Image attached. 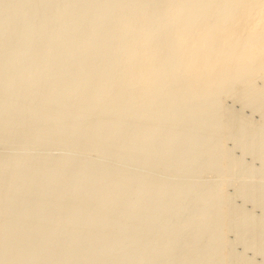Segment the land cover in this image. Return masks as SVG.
<instances>
[{
  "label": "rangeland",
  "instance_id": "1",
  "mask_svg": "<svg viewBox=\"0 0 264 264\" xmlns=\"http://www.w3.org/2000/svg\"><path fill=\"white\" fill-rule=\"evenodd\" d=\"M67 1L68 0H0V4H1V6H0V22H1L0 23V41L1 40L3 41V42L2 41L0 42L1 43L0 44V47H1L0 48V54H1L0 55V74L3 72L2 76L0 75V81L2 80V82H0V85H1L0 86V98H1L0 100L2 101V102L0 101V103H1L0 104V109H1L0 110V115H1L0 116V195H1L0 196V216H1L0 217V264H55V263L56 264H72V263L73 264H230V263L231 264H264V243H263L264 242V179H263L264 178V148H263V146H264V131H263L264 130V126H263L264 125V80H263L264 74H262L263 71H262V73L259 70H258V72L255 71V73L257 72L256 74L255 73L253 74V76H255V77L253 78V76L251 75V77L253 79L249 76V79H252V81L250 83L247 81L248 83L246 82V86H248L250 84V87L245 86V82L243 83V81H246V80L244 79V77L243 78L241 77L240 78L241 81L238 79V81H240L239 84L237 83V80L234 81V82H236L235 83L236 85L234 84L233 88H231L232 84H233V82H232L230 84L229 83L224 84L225 89L223 88V86H222V88L220 87V89L216 88L215 90L218 93H215L213 91L214 89L213 90L211 89V91L208 90L209 91L208 95L211 96L213 94V97L208 98V100L206 98V97H209V96H207V91H205V93L203 92L204 93L203 95L206 94V97L203 96L204 97L203 98V97H201V95L195 97V96H193V94H190L188 92V90H190L191 88H189V86H190V84H188L189 80L186 79L187 82H185V78H187V76L185 74H184V76H185L184 80L182 79L183 78L182 74L184 73V70L182 71L181 69H183V68L180 69L179 67H181V66L176 65L179 63H176L177 62L176 61L177 56H175L176 55L175 52L172 51L174 55L172 54V52H170L171 50H173V48H172L173 42H171L173 39V36H171V32H172L171 30L173 27L172 26L170 27V25H169L170 28H168L166 30L168 25H165L166 22H164L165 20H163V19H166V17H164V15H163V11H164L163 9H165V7L167 8L166 0H161V1L160 0L159 1L158 0H154V1H152V0H133V2L135 4H136V2H137V4L140 2H141V4L146 3L147 5L142 4V7L143 8L145 7L144 9L141 6L139 7V5H137L138 7L135 5L136 6L135 7V6H133V3L130 4L131 3L130 1H132V0H130L129 2H128V0H125V1H127L126 2L127 5H125V1H124V5L122 4L123 2H121V1H123V0H102V1L101 0H73L74 2L72 0L71 1L69 0L68 1L69 3H67L68 5L65 4ZM10 2H11V4H10ZM159 2L161 4H159ZM120 3L123 5V7H125V6L126 7L125 8H123L122 6L117 7L116 5H119ZM113 6H116V8L114 9ZM148 6H149V11H147ZM66 7H68V9ZM104 8H105V10H104ZM117 8H118V10L128 9L126 11H129V10L133 11L136 9L137 12L135 11V13L138 15L142 14L144 12L149 13L151 18L145 24H143L141 26V28L143 27V29H147L148 27L150 28L151 25H152V27L154 26L156 32L154 31L155 33L154 32L152 33L153 34L152 39L154 41L156 40V43H159L160 47H163V46H161L162 45L161 43H164L163 45L165 47H167V48L157 47V50L159 49L157 51L158 52L157 53L158 59L159 60L163 59V57L165 59H167V60L163 59L164 61L160 60L161 62H158V64H161V65L163 64L162 65L163 68H164L165 64L167 65V66H165L167 68H165L166 70L164 71V72H167V73H165L167 75L165 76V74L163 73L160 75L162 78L158 77L159 79L157 78L158 80H155V82L159 83L161 85V87H159L160 85L157 84L158 88L154 89L155 91L152 90L153 92H151L149 89H147V90H149L148 92L146 90L142 91L139 87L138 88L140 90L138 88H135V87H134L135 88L134 89L133 86H127L128 84L125 83L126 79H128L127 77H129V74H128L129 72L126 70V68H127L126 65L128 63H127V61H125L126 60L125 58H127V54L125 52L119 53L117 51V47H114L115 45H117L118 42L121 41V38H122L121 36L117 35L114 31L116 29V27H114V26H116V24L118 23V22L115 23L116 19L122 18V16L120 14L118 15V13H116L117 11H115V10H117ZM141 8L143 9V12H142ZM61 10H63V11L60 13ZM80 10H82V11H80ZM156 10H158V12H156ZM98 11H100V12H98ZM106 11H108V12H106ZM124 11L122 13H124ZM126 11H125V14H126ZM65 12H69V13H65ZM80 12H81V14H80ZM120 12L121 11H119V13ZM9 13H11V14H9ZM76 13H77V15H75ZM161 14L164 18L161 16ZM51 17H53V18H51ZM59 17H60L61 22L58 19ZM23 18H24V20H23ZM66 18H67V20H66ZM7 19H9V21ZM35 19H37V20L35 21ZM159 20H160V23H162V20H163V23L160 24L158 22ZM51 21L52 22L54 21V22L52 23ZM57 21H59V22H57ZM71 21H72V23H70ZM75 21H77L79 24ZM81 21H82V23H81ZM108 21H109V23H108ZM36 22H37V24H36ZM153 22H155V23H153ZM91 23L95 27H93L91 25ZM17 24H19V25H17ZM38 24H39V26H38ZM162 25H165L166 27L162 26ZM69 26H71V27L69 28ZM85 26H87V27H85ZM111 27L113 29L114 28L115 29L113 30V29H111ZM18 28H19V30H18ZM55 28H56V30H55ZM52 29H54V30L52 31ZM162 29H165L164 30L165 32ZM112 30H113L114 34H116V35H111V33H113ZM68 31H70V32H68ZM76 31H78V32H76ZM83 31H84V33H83ZM166 31L168 34L166 33ZM73 32H75V33H73ZM156 33H157V35L159 34L158 37H157ZM160 33H161V35H160ZM1 34L3 36H1ZM28 34H30V35H28ZM36 34H37V36H36ZM55 34H56V36H55ZM63 34H65L66 37ZM162 34L163 35L166 34V35H164V37H163ZM91 35H92V37H91ZM108 35H109V37H108ZM154 35H155V37H154ZM77 36H80V37H77ZM82 36H84V37H82ZM168 36H170V37H168ZM54 37L56 38V41H55ZM99 37H100V39H98ZM15 38H17V40H14ZM69 38H71L70 41H69ZM22 39H24V40H22ZM168 39H169V42H168ZM12 40H14V41H12ZM47 40H49V41H47ZM99 40H102V41H99ZM54 41L58 43V46H57V43L55 44ZM59 41H61V42H59ZM35 42H36V44H35ZM4 43H6V45ZM93 43H95V44H93ZM7 44H9V45H7ZM73 44H75V45H73ZM97 44H99V45H97ZM159 44L157 46H159ZM76 45H78V46H76ZM91 45H92V47H91ZM104 46H106V47H104ZM16 47H18V48H16ZM66 48H67V50H66ZM75 48H77V49H75ZM101 49H103V51ZM58 50H60L61 52ZM93 50L95 53H93ZM110 50H111V52H110ZM168 50H169V52L167 53ZM13 51H16L18 56H17L16 52H13ZM51 51H53L56 55ZM46 52H48V53H46ZM72 52H75V53H72ZM81 52L83 54H81ZM85 52L87 55H85ZM159 52L160 53L162 52V54L164 53L163 55L166 54L167 56H169L168 54L170 53L171 56H169V59H168V58H166L167 57L166 55H165L166 56L165 57L162 54H160ZM13 53L16 55H13ZM21 53H23V54H21ZM41 53H42V55H41ZM51 53H53V54H51ZM58 53H60V54H58ZM115 53H119V54H115ZM33 54H35V55H33ZM74 54H75V56H74ZM113 54H115V55H113ZM121 54H122V56H120ZM54 55H55V57H54ZM103 55H105V56H103ZM12 56L13 57L15 56L16 58L15 57L13 58ZM31 57H32V59H30ZM73 57H75V58L73 59ZM119 57H121V58H119ZM61 58L64 60L62 61ZM70 58H71V61H70ZM76 58L78 60H76ZM97 58H98V60H96ZM174 58H176V59H174ZM53 59H55L56 62ZM103 59L105 60V63H103L104 62ZM14 60L16 63L14 62ZM19 60H20V62H19ZM38 60H40V61H38ZM47 60H48V62L45 63V61H47ZM50 60H51V62H50ZM122 60H124L126 64L123 63L124 61H122ZM34 61H36V62H34ZM77 61H79L78 64H77ZM82 61L84 62V64ZM90 61L92 62L91 64H90ZM94 61H95V63H94ZM97 61L99 63V67L97 65L98 63H96ZM165 61H169V62L167 63ZM62 62H64V63H62ZM33 63H34V65H33ZM35 63H37L36 67H34ZM9 64H11V65H9ZM88 64H90V66H91L90 68H89ZM93 64H94L95 68H97V69H95V68L92 69ZM109 64H110V66H109ZM124 64H125V69H122V68H124L123 67ZM7 65L9 66V68ZM17 65L19 68L17 67ZM29 65H31V67ZM32 65L34 68L32 67ZM87 65H88V67H87ZM77 66H78V68H77ZM15 67H16V69H15ZM68 67H69V71L67 70ZM174 67H175V69H174ZM39 68H41L40 69V70H42L41 72H40V70H38ZM61 68H62V70H61ZM76 68L78 70H76ZM178 68L181 70V72H180V70H178ZM27 70H29V71H27ZM50 70H52V71H50ZM81 70H83V71H81ZM124 70H126L128 73H126ZM16 71H17V74L15 73ZM75 71L78 72L79 74L76 73ZM120 71H122V72H120ZM58 72H60V74ZM102 72H103V74H102ZM124 72L126 75L123 74ZM43 73H44V75H42ZM53 73H55L56 76L59 74L58 75L59 77L57 76V78H56L55 74H53ZM20 74H21V76H20ZM51 74L54 77L49 76ZM75 74H77V76ZM92 74H94V77ZM95 74H97V75L99 74V75L96 76ZM174 74H175V76H174ZM6 75L11 76V77H7ZM27 76H29V77H27ZM64 76H66V77H64ZM100 76L103 79L99 78ZM123 76H124V78H123ZM163 76H165V78H167V80ZM43 77H44V79H43ZM47 77H48V79H49V77L51 79L48 80ZM83 77H84V79H83ZM86 77H87V79L88 78H90V79L87 80ZM176 77H178V78H176ZM111 78H113V80ZM245 78L247 79L248 77L245 76ZM99 79H100V81H99ZM161 79H163V80H161ZM178 79H179V81H181V80H183V81L179 82V81H177ZM242 79H243V81H242ZM32 80H33V82H32ZM34 80L36 81V83H34L35 82ZM79 80H81V81H79ZM114 80H117V82L115 81V83H114L113 82ZM120 80L121 81L123 80V81L121 83H119ZM51 81H53L52 82L53 85H52ZM69 81H70V83H68ZM72 81H73V83H72ZM89 81L92 83H88ZM103 81H105V82H103ZM158 81H160V82L162 81V84ZM54 82H56V83L58 82V83L56 84ZM76 82H78V83H76ZM101 82L103 83V85ZM173 82H175V83H173ZM84 83H86V84H84ZM113 83H114V85H113ZM185 83H186V85H185ZM12 84H13V86H12ZM60 84H61V87L63 86L62 88L60 87ZM63 84H66V85H63ZM69 84H70V86H69ZM72 84H74V86ZM77 84L79 85V88H82V87L83 88L79 89L77 87L78 86ZM96 84H98V85L100 84V86L98 87ZM109 84H111V85L109 86ZM163 84H164V86H162ZM169 84L172 86V88ZM228 84H229V86H228ZM242 84H244V85H242ZM251 84L253 86H251ZM25 86H26V88H25ZM33 86H35V87L33 88ZM40 86H41V88H40ZM47 86H48V88L49 87H51V88L48 89ZM93 86H95V87H93ZM113 86L114 87L117 86L116 88L118 90L116 88H114ZM186 86H188V90L186 89L187 88ZM237 86H239V87H237ZM5 87L6 88L8 87L10 90L7 88V90H8L7 91ZM21 87H24V89ZM74 87H76L77 89ZM92 87H93V89H92ZM100 87L102 88L103 91L101 90ZM128 87L131 89H129ZM162 87H164V88H162ZM226 87H228V89H226ZM252 87H253V89H252ZM86 88L87 89L90 88L91 91L87 90ZM29 89H30V91H27ZM40 89H44V90H42L43 92H41ZM56 89H58V91ZM96 89L99 92H97ZM107 89L108 90L110 89V90L108 91ZM111 89H113V90L116 89V91H113V90L111 91ZM122 89H123V91H121ZM217 89H219V90H217ZM222 89L224 91H222ZM31 90H33L35 92H33ZM49 90L52 92H50ZM15 91H16V93H15ZM88 91L90 94L88 93ZM140 91H142L144 93H142ZM173 91L176 93H173ZM65 92H67V93H65ZM68 92H69V94H68ZM73 92H75V93H73ZM107 92L110 94V95L108 94L109 96L107 95ZM111 92H113V93H111ZM167 92H168V94H167ZM210 92H213V93L210 94ZM28 93H30L31 96H29ZM70 93L72 96H70ZM131 93L132 94L134 93V95L135 94L136 95L135 96L131 95ZM150 93H152V94H150ZM163 93H165V94H163ZM214 93L216 95H214ZM6 94H8V96H6L7 98L5 97ZM63 94H65V95H63ZM139 94H141V95H139ZM154 94H156V95H154ZM160 94H161V96H160ZM162 94L165 97H162ZM16 95H18V96L16 97ZM52 95H53V97H52ZM111 95H112V97H110ZM114 95H116V98ZM138 95H139V97H137ZM142 95H144L143 96L144 98H142V97L140 98V96H142ZM100 96H102V97L100 98ZM122 96H124V98L125 97L126 98L124 99ZM241 96L243 97L242 99H241ZM9 97H10V99H9ZM34 97H36V98H34ZM41 97L43 98V100ZM71 97H72V99H71ZM77 97L79 99H77ZM95 97L96 98L98 97V98L96 99ZM157 97H158V99H157ZM12 98H14L15 100ZM32 98H34L33 99L34 101L32 100ZM37 98H38V100H36ZM114 98H115V100H114ZM119 98H120V100H119ZM134 98H135V100H134ZM145 98H146V100H145ZM199 98H201V99H199ZM221 98H223V99H221ZM63 99H64L65 103H64V101H63V103H61ZM80 99L83 101H81ZM93 99H95V101H93ZM109 99L111 100L110 102H109ZM138 99H139V101H138ZM151 99L153 101H151ZM79 100L81 101V103L83 105L80 103ZM90 100H92V101H90ZM113 100L115 102H112ZM121 100L125 101V103H123ZM130 100H132V101H130ZM161 100H162V102H161ZM181 100H183V101H181ZM223 100H224V103H223ZM4 101H7V102H4ZM49 101H52V102L49 103ZM69 101L72 103V105H70L71 103H69ZM77 101H79V102H77ZM88 101H90V102H88ZM147 101H149V102H147ZM154 101H158V102H156L157 104L154 103ZM178 101H180V102H178ZM100 102H102V103H100ZM132 102H133V104H131ZM150 102H152V103H150ZM160 102H161V104H160ZM18 103H19V106H18ZM30 103H32V104H30ZM36 103L39 105V107ZM41 103H43V105ZM73 103L74 104L76 103L75 104L76 106ZM91 103H94L93 106ZM96 103H97V105H96ZM34 104H36V105H34ZM58 104H60V105H58ZM117 104H120L121 107ZM134 104H136V105L140 104L141 106L138 105V107H133V106H136ZM41 105L44 107L40 108ZM50 105L53 107L50 108ZM63 105H64V107H63ZM73 105L75 106V108ZM88 105H89V107H88ZM99 105L101 106V108H100L101 110L98 108ZM216 105H219V106H216ZM6 106L8 109L6 108ZM28 106H29V109H28ZM60 106L62 107L63 110L61 109ZM81 106H82V108H81ZM83 106H84V108H83ZM90 106H91V108H90ZM161 106H163V107H161ZM255 106H257V107H255ZM68 107H70V108H68ZM77 107H79L80 110ZM115 107H116V109L117 108L118 109L116 110ZM126 107H127V109H126ZM224 107H226V111L222 112L225 110ZM35 108H36V110H35ZM87 108H88V110H87ZM155 108H158V109H155ZM15 109H16V111H15ZM71 109L74 112H72ZM83 109L86 112H84ZM133 109H134V111H133ZM137 109H138V111H137ZM143 109H145V110L143 111ZM37 110H39V111H37ZM41 110H43V111L41 112ZM65 110H66V113L64 112ZM89 110L93 116L91 115ZM98 110L104 114H101V112H99ZM151 110H152V112H151ZM115 111H118L117 113L119 116L117 115V113ZM123 111H124V113H123ZM23 112H25V113H23ZM39 112H41V113H39ZM77 112H79V113H77ZM143 112L144 113L147 112V114L146 113L144 114ZM88 113H90V114H88ZM140 113H141V116H139ZM15 114H17L19 117L16 116ZM22 114H24V115H22ZM36 114L41 116L42 118L43 117H45V118H43V120H42V118L39 116H36ZM109 114H112V115H109ZM222 114H224V115H222ZM27 115H28V117H27ZM50 115L53 117H51ZM66 115H67L68 119L70 118V120L67 119ZM114 115H117V116H114ZM132 115H133V117H132ZM23 116H24V120H21V119H23ZM250 116H251V118H250ZM13 117H15V118H13ZM58 117H59V119H57ZM65 117H66V120L62 121V119L64 120ZM74 117H75V119H74ZM76 117L79 119H76ZM87 117H89L90 120H88ZM134 117L135 118L140 117V118L135 119ZM29 118H31V119H29ZM146 118H147V120H146ZM222 118H223V121H222ZM38 119H40V121H38ZM84 119H85V121H84ZM129 119H131V120H129ZM44 120H46V121H44ZM23 121H24V123H22ZM46 122H48L49 124ZM258 122H260V123H258ZM55 123H56V125H55ZM123 123H125V124H123ZM223 123H225V124H223ZM12 124H13V126H12ZM40 124H42V125H40ZM23 125L27 128H25ZM158 125H159V127H158ZM256 125H257V127H256ZM77 126H79V127H77ZM106 126H107V128H105ZM140 126H142V127H140ZM203 126H205V129L203 128ZM167 127H169V128H167ZM225 127H227V128H225ZM248 127H250V128H248ZM66 128H67V130H66ZM62 129H63V131H62ZM92 129H94V130H92ZM100 129L102 130V132ZM155 129L157 131H155ZM85 130H86V132H85ZM32 132H33V134H32ZM107 132H108V134H107ZM103 133H104V135H103ZM126 133H128V134H126ZM255 133H256V135H255ZM96 136H98V137H96ZM149 136H150V138H149ZM258 136H259V138H258ZM19 140H20V142H19ZM163 140H165V141H163ZM95 141H96V143H95ZM168 141H169V143H168ZM107 143H109V145ZM219 144H220V146H219ZM124 147H125V149H124ZM161 147H162V149H161ZM254 147H256V148L254 149ZM133 150H134V152H133ZM22 151H23V153H22ZM136 152H137V154H135ZM184 156H185V158H184ZM105 159H107V160H105ZM223 161H225V162H223ZM181 163H183V164H181ZM226 163H228L229 165ZM222 164H224V165H222ZM142 168H143V170H142ZM173 168H175V169H173ZM193 168H194V170H193ZM90 170H92V171H90ZM3 171H5V172H3ZM45 173H46V175H45ZM127 175H128V177H127ZM164 175L166 177H164ZM229 175H231V176H229ZM234 175H235V178H234ZM130 176L133 178V180ZM175 176L179 180H176ZM125 177L128 179H126ZM173 177H175V178H173ZM232 177L234 179L230 180V178H232ZM241 177H244L245 179L244 178L241 179ZM166 178H167V180H166ZM224 179H226V180H224ZM35 181H36V183H35ZM259 181H261V182H259ZM160 182H162L163 184ZM177 182H179V183H177ZM44 183H45V185H44ZM223 183H225V184L222 188L221 185H223ZM137 188H138V190H137ZM162 188H164V189H162ZM123 190H124V192H123ZM221 191H223V192L221 193ZM167 192H168V194H171V195L169 196L167 194ZM218 194H219V196H218ZM229 200H231V201L229 202ZM237 201H238V203H237ZM212 204L214 207L212 206ZM222 204H225V205H222ZM232 210H233V212H232ZM226 211L229 214L226 213ZM235 211H236V213H235ZM204 213H205V215H204ZM230 214H232L233 216ZM189 215H191V216H189ZM175 216H177V217H175ZM149 218H150V220H149ZM157 219H159V220H157ZM252 219H253V221H252ZM134 222H136L137 224ZM188 223H189V225H188ZM157 224H158V226H157ZM220 224H222V225H220ZM137 228H139V229H137ZM245 228H247V229H245ZM209 233H210V235H209ZM181 235H183V236H181ZM206 236H207V238H206ZM123 239L125 242L123 241ZM220 239H223V240H220ZM135 240H136V242H135ZM230 240L232 241V243L230 242ZM260 240H261V242H259ZM215 243H217V244H215ZM125 246H126V248H125ZM253 246H255V247H253ZM133 249H135V250H133ZM238 249H239V251H238ZM215 251L216 252L219 251V253H216ZM129 255H130V257H129ZM196 256H197V258H196ZM220 256L221 257L223 256V257L221 258ZM188 258H189V260H188ZM166 259H168V260H166ZM226 259L228 262L226 261ZM229 259H230V262H229ZM235 260L237 261V263Z\"/></svg>",
  "mask_w": 264,
  "mask_h": 264
},
{
  "label": "bare ground",
  "instance_id": "2",
  "mask_svg": "<svg viewBox=\"0 0 264 264\" xmlns=\"http://www.w3.org/2000/svg\"><path fill=\"white\" fill-rule=\"evenodd\" d=\"M69 1V0H68ZM66 2L65 4H67V3H69V2ZM71 1V0H70ZM73 1V0H72ZM102 1V0H101ZM124 1L125 0H123V1H121V2H123L122 4L124 5ZM130 0H128V2H129ZM152 1H154V0H152ZM159 1V0H158ZM161 1V0H160ZM12 2V1H11ZM11 2H10V4H11ZM18 2V1H17ZM56 2V1H55ZM74 2V1H73ZM112 2V1H111ZM126 2L127 1H125V5H127L126 4ZM131 3L130 4H132L133 3V6H137V5H139V7L141 6L142 7V4H144V3H142L141 4V2L140 3H138L137 4V2H136V4L133 2V0L132 1H130ZM139 2V1H138ZM149 2V1H148ZM60 3V2H59ZM79 3V2H78ZM108 3V2H107ZM117 3V2H116ZM151 3V2H150ZM167 3V4H166ZM166 5H167V8L165 7V9H163L164 11H163V15H164V17H166V19H163L164 17L162 16V14H161V16L163 17L162 19L163 20H165L164 22H166V24L165 25H168V27L166 28V30L168 29V28H170L171 26L173 27L172 28V32H171V36H173V39H172V41L171 42H173L172 43V48H173V50H171L170 52H172V51H174L175 52V56H177V62L176 63H179V64H176L177 66H181V67H179L180 69L181 68H183V69H181L182 71L184 70V73L182 74V76H183V80H184V74L187 76V78H185V82H187L186 81V79L187 80H189V83L188 84H190V86H189V88H191L190 90H188V86H186L185 88L188 90V92L190 93V94H193V96H195V97H197V96H200L201 95V97H206V94L205 95H203L204 93H205V91H207V96H209V97H206L207 98V100H208V98H211V97H213V94L210 96V95H208V90H210L211 91V89L215 92V93H218V92H216V88H219L220 89V87L222 88V86H223V88H224V84H227V83H232L233 82V84H232V87L231 88H233L234 86V84L236 83V82H234V81H236L237 80V83L239 84L240 83V81H241V77L243 78L244 77V79L246 80V81H243V79H242V81H243V83L245 82V86H246V82L248 81L249 83L252 81V79L255 77V76H253V74L255 73V71H257L258 72V70L259 71H261V73H262V71H263V73L262 74H264V0H166ZM4 4V3H3ZM23 4V3H22ZM27 4V3H26ZM29 4V3H28ZM95 4V3H94ZM104 4V3H103ZM121 3L119 4V5H116L117 7L118 6H122L123 7V5H122ZM141 4V5H140ZM146 4V3H145ZM144 4V5H145ZM159 4H161L160 2H159ZM5 5V4H4ZM68 5V4H67ZM76 5V4H75ZM74 5V6H75ZM90 5V4H89ZM106 5V4H105ZM111 5V4H110ZM147 5V4H146ZM158 5V4H157ZM0 6H1V4H0ZM17 6V5H16ZM43 6V5H42ZM46 6V5H45ZM98 6V5H97ZM116 6H113L114 7V9L116 8ZM131 6V5H130ZM135 6V7H136ZM154 6V5H153ZM160 6V5H159ZM6 7V6H5ZM63 7V6H62ZM69 7V6H68ZM68 7H66L67 9H68ZM92 7V6H91ZM119 7V8H120ZM126 7V6H125ZM125 7H123V8H125ZM134 7V8H135ZM138 7V6H137ZM158 7V6H157ZM163 7V6H162ZM2 8V7H1ZM4 8V7H3ZM16 8V7H15ZM14 8V9H15ZM57 8V7H56ZM103 8V7H102ZM129 8V7H128ZM143 8V7H142ZM141 8V9H142ZM145 8V7H144ZM143 8V9H144ZM70 9V8H69ZM76 9V8H75ZM143 9H142V12H143ZM159 9V8H158ZM7 10V9H6ZM24 10V9H23ZM60 10V9H59ZM65 10V9H64ZM104 10H105V8H104ZM108 10V9H107ZM126 10H128V9H120V10H118V8H117V10H115V11H117L116 13H118V15L120 14L121 16H122V18H115L116 19V21H115V23H117L116 24V26H114V27H116V29L114 30L112 27H111V29H113L114 31H115V33L117 34V35H119V36H121L122 38H121V41L120 42H118L117 43V45H115L114 47H117V51L120 53V52H125L126 54H127V58H125L126 60L125 61H127V63L129 64H127L126 65V70L129 72H127L126 70H124L126 73H128L129 74V77H127L128 79H126V81H125V83L126 84H128L127 86H133V88L135 87V88H140L142 91H151V92H153L152 90H154V89H156V88H158V85H160L159 83H156L155 82V80H158L159 78L158 77H161L160 75L161 74H165V73H167V72H164L166 69L165 68H167V67H165V66H167L166 64L164 65V68L162 67V65L161 64H158V62H161L163 59L164 60H167V59H165L163 56H165V55H163L162 54V52L160 53V54H162L161 56L163 57V59H158V50H157V47H160V44L159 43H156V40L154 41L153 39H152V33L155 31V28H154V26L152 27V25H151V27L149 28H147V29H143V27L141 28V26L143 25V24H145L151 17H150V14L149 13H142V14H136L135 13V11H136V9L135 10H133V11H131V10H129V11H126V14H125V11ZM153 10V9H152ZM18 11V10H17ZM47 11V10H46ZM53 11V10H52ZM63 10H61L60 11V13L62 12ZM80 11H82V10H80ZM87 11V10H86ZM93 11V10H92ZM110 11V10H109ZM119 11H121L120 13H119ZM124 11V13H122ZM139 11V10H138ZM147 11H149V6H148V10ZM154 11V10H153ZM71 12V11H70ZM98 12H100V11H98ZM106 12H108V11H106ZM137 12V11H136ZM140 12V11H139ZM152 12V11H151ZM156 12H158V10H156ZM17 13V12H16ZM51 13V12H50ZM65 13H69V12H65ZM95 13V12H94ZM93 13V14H94ZM97 13V12H96ZM111 13V12H110ZM123 15H122V14ZM160 13V12H159ZM6 14V13H5ZM9 14H11V13H9ZM18 14V13H17ZM56 14V13H55ZM58 14V13H57ZM80 14H81V12H80ZM109 14V13H108ZM125 14V15H124ZM75 15H77V13L75 14ZM101 15V14H100ZM103 15V14H102ZM115 15V14H114ZM154 15V14H153ZM157 15V14H156ZM7 16V15H6ZM48 16V15H47ZM67 16V15H66ZM65 16V17H66ZM97 16V15H96ZM120 16V17H121ZM13 17V16H12ZM40 17V16H39ZM49 17V16H48ZM73 17V16H72ZM76 17V16H75ZM109 17V16H108ZM112 17V16H111ZM155 17V16H154ZM20 18V17H19ZM26 18V17H25ZM41 18V17H40ZM50 18V17H49ZM51 18H53V17H51ZM94 18V17H93ZM59 20H60V17L58 18ZM75 19V18H74ZM79 19V18H78ZM95 19V18H94ZM111 19V18H110ZM114 19V18H113ZM119 19V20H118ZM8 21H9V19H7ZM23 20H24V18H23ZM37 19H35V21H36ZM66 20H67V18H66ZM82 20V19H81ZM93 20V19H92ZM118 20V21H117ZM158 20V19H157ZM161 20V19H160ZM160 20L158 21L159 23H160ZM163 20H162V23H163ZM14 21V20H13ZM29 21V20H28ZM85 21V20H84ZM87 21V20H86ZM98 21V20H97ZM107 21V20H106ZM18 22V21H17ZM33 22V21H32ZM52 22V21H51ZM54 22V21H53ZM52 22V23H53ZM57 22H59V21H57ZM60 22H61V20H60ZM75 22H77V21H75ZM74 22V23H75ZM93 22V21H92ZM1 23V22H0ZM23 23V22H22ZM31 23V22H30ZM65 23V22H64ZM70 23H72V21L70 22ZM78 23V22H77ZM81 23H82V21H81ZM87 23V22H86ZM108 23H109V21H108ZM153 23H155V22H153ZM162 23H160V24H162ZM21 24V23H20ZM36 24H37V22H36ZM79 24V23H78ZM107 24V23H106ZM112 24V23H111ZM152 24V23H151ZM159 24V25H160ZM11 25V24H10ZM17 25H19V24H17ZM44 25V24H43ZM46 25V24H45ZM73 25V24H72ZM83 25V24H82ZM87 25V24H86ZM91 25H92V23H91ZM95 25V24H94ZM101 25V24H100ZM148 25V24H147ZM154 25V24H153ZM165 25H162V26H165ZM169 25H170V27H169ZM38 26H39V24H38ZM57 26V25H56ZM93 26V25H92ZM112 26V25H111ZM150 26V25H149ZM156 26V25H155ZM161 26V27H162ZM36 27V26H35ZM50 27V26H49ZM52 27V26H51ZM62 27V26H61ZM71 26H69V28H70ZM74 27V26H73ZM78 27V26H77ZM82 27V26H81ZM85 27H87V26H85ZM93 27H95V26H93ZM159 27V26H158ZM166 27V26H165ZM17 28V27H16ZM38 28V27H37ZM36 28V29H37ZM84 28V27H83ZM108 28V27H107ZM15 29V28H14ZM48 29V28H47ZM78 29V28H77ZM82 29V28H81ZM97 29V28H96ZM100 29V28H99ZM18 30H19V28H18ZM54 29H52V31H53ZM55 30H56V28H55ZM89 30V29H88ZM113 30H112V32H113ZM163 31L165 30V29H162ZM2 31V30H1ZM36 31V30H35ZM34 31V32H35ZM51 31V30H50ZM61 31V30H60ZM79 31V30H78ZM78 31H76V32H78ZM82 31V30H81ZM3 32V31H2ZM11 32V31H10ZM15 32V31H14ZM33 32V31H32ZM39 32V31H38ZM55 32V31H54ZM63 32V31H62ZM68 32H70V31H68ZM111 32V31H110ZM109 32V33H110ZM156 32V31H155ZM154 32V33H155ZM158 32V31H157ZM165 32V31H164ZM163 32V33H164ZM169 32V33H170ZM8 33V32H7ZM16 33V32H15ZM66 33V32H65ZM73 33H75V32H73ZM83 33H84V31H83ZM88 33V32H87ZM94 33V32H93ZM92 33V34H93ZM100 33V32H99ZM166 33H167V31H166ZM11 34V33H10ZM14 34V33H13ZM33 34V33H32ZM48 34V33H47ZM53 34V33H52ZM57 34V33H56ZM56 34H55V36H56ZM70 34V33H69ZM68 34V35H69ZM101 34V33H100ZM116 34H114V32L113 33H111V35H116ZM168 34V33H167ZM28 35H30V34H28ZM63 35H65V34H63ZM97 35V34H96ZM156 35H157V33H156ZM160 35H161V33H160ZM163 35V34H162ZM164 35H166V34H164ZM164 35H163V37H164ZM1 36H3L2 34H1ZM17 36V35H16ZM27 36V35H26ZM36 36H37V34H36ZM51 36V35H50ZM159 36V34L157 35V37ZM5 37V36H4ZM33 37V36H32ZM49 37V36H48ZM47 37V38H48ZM59 37V36H58ZM65 37H66V35H65ZM70 37V36H69ZM72 37V36H71ZM77 37H80V36H77ZM82 37H84V36H82ZM88 37V36H87ZM86 37V38H87ZM90 37V36H89ZM91 37H92V35H91ZM90 37V38H91ZM108 37H109V35H108ZM154 37H155V35H154ZM156 37V38H157ZM168 37H170V36H168ZM14 38V37H13ZM19 38V37H18ZM37 38V37H36ZM35 38V39H36ZM55 38V37H54ZM115 38V37H114ZM118 38V37H117ZM162 38V37H161ZM172 38V37H171ZM26 39V38H25ZM70 39L71 38H69V41H70ZM75 39V38H74ZM97 39V38H96ZM98 39H100V37L98 38ZM160 39V38H159ZM158 39V40H159ZM163 39V38H162ZM5 40V39H4ZM14 40H17V38H15ZM14 40H12V41H14ZM22 40H24V39H22ZM53 40V39H52ZM84 40V39H83ZM86 40V39H85ZM91 40V39H90ZM113 40V39H112ZM161 40V39H160ZM2 41V40H1ZM0 41V42H1ZM20 41V40H19ZM47 41H49V40H47ZM55 41H56V38H55ZM54 41V42H55ZM68 41V42H69ZM79 41V40H78ZM99 41H102V40H99ZM98 41V42H99ZM3 42V41H2ZM6 42V41H5ZM52 42V41H51ZM59 42H61V41H59ZM66 42V41H65ZM86 42V41H85ZM97 42V43H98ZM163 42V41H162ZM168 42H169V39H168ZM9 43V42H8ZM17 43V42H16ZM57 42H55V44H56ZM76 43V42H75ZM100 43V42H99ZM1 44V43H0ZM3 44V43H2ZM5 45H6V43H4ZM19 44V43H18ZM35 44H36V42H35ZM34 44V45H35ZM86 44V43H85ZM93 44H95V43H93ZM112 44V43H111ZM115 44V43H114ZM159 44V46H157ZM162 45L161 46H163V47H160V48H164L165 46L163 45L164 43H161ZM7 45H9V44H7ZM11 45V44H10ZM53 45V44H52ZM71 45V44H70ZM73 45H75V44H73ZM90 45V44H89ZM97 45H99V44H97ZM166 45V44H165ZM37 46V45H36ZM42 46V45H41ZM55 46V45H54ZM53 46V47H54ZM57 46H58V43H57ZM76 46H78V45H76ZM75 46V47H76ZM83 46V45H82ZM7 47V46H6ZM13 47V46H12ZM34 47V46H33ZM43 47V46H42ZM73 47V46H72ZM91 47H92V45H91ZM104 47H106V46H104ZM111 47V46H110ZM1 48V47H0ZM16 48H18V47H16ZM36 48V47H35ZM45 48V47H44ZM55 48V47H54ZM70 48V47H69ZM68 48V49H69ZM82 48V47H81ZM85 48V47H84ZM88 48V47H87ZM96 48V47H95ZM165 48H167V47H165ZM169 48V47H168ZM9 49V48H8ZM47 49V48H46ZM51 49V48H50ZM53 49V48H52ZM75 49H77V48H75ZM4 50V49H3ZM10 50V49H9ZM14 50V49H13ZM16 50V49H15ZM56 50V49H55ZM66 50H67V48H66ZM82 50V49H81ZM88 50V49H87ZM97 50V49H96ZM100 50V49H99ZM102 51H103V49H101ZM163 50V49H162ZM22 51V50H21ZM20 51V52H21ZM42 51V50H41ZM49 51V50H48ZM54 51V50H53ZM53 51H51V52H53ZM58 51H60V50H58ZM63 51V50H62ZM80 51V50H79ZM84 51V50H83ZM92 51V50H91ZM13 52H16V51H13ZM61 52V51H60ZM71 52V51H70ZM87 52V51H86ZM86 52H85V55H87L86 54ZM89 52V51H88ZM110 52H111V50H110ZM109 52V53H110ZM166 52V51H165ZM169 52V50L167 51V53ZM10 53V52H9ZM45 53V52H44ZM46 53H48V52H46ZM50 53V52H49ZM54 53V52H53ZM53 53H51V54H53ZM57 53V52H56ZM67 53V52H66ZM72 53H75V52H72ZM93 53H95L94 52V50H93ZM92 53V54H93ZM97 53V52H96ZM105 53V52H104ZM107 53V52H106ZM113 53V52H112ZM119 53H115V54H119ZM124 53V54H125ZM3 54V53H2ZM16 54H17V52H16ZM16 54H14L13 53V55H16ZM20 54V53H19ZM21 54H23V53H21ZM55 54V53H54ZM58 54H60V53H58ZM63 54V53H62ZM71 54V53H70ZM81 54H83L82 52H81ZM115 54H113V55H115ZM172 54H173V52H172ZM1 55V54H0ZM10 55V54H9ZM29 55V54H28ZM33 55H35V54H33ZM41 55H42V53H41ZM56 55V54H55ZM55 55H54V57H55ZM64 55V54H63ZM67 55V54H66ZM169 56H171V54L169 53L168 54ZM174 55V54H173ZM8 56V55H7ZM17 56H18V54H17ZM72 56V55H71ZM70 56V57H71ZM74 56H75V54H74ZM103 56H105V55H103ZM109 56V55H108ZM107 56V57H108ZM120 56H122V54L120 55ZM160 56V55H159ZM167 56V55H166ZM165 56V57H166ZM169 56H167L166 58H168L169 59ZM13 57V56H12ZM15 57V56H14ZM13 57V58H14ZM28 57V56H27ZM79 57V56H78ZM96 57V56H95ZM115 57V56H114ZM125 57V56H124ZM123 57V58H124ZM161 57V58H162ZM11 58V57H10ZM16 58V57H15ZM60 58V57H59ZM66 58V57H65ZM75 57H73V59H74ZM86 58V57H85ZM88 58V57H87ZM93 58V57H92ZM106 58V57H105ZM111 58V57H110ZM119 58H121V57H119ZM122 58V59H123ZM4 59V58H3ZM30 59H32V57L30 58ZM39 59V58H38ZM48 59V58H47ZM58 59V58H57ZM69 59V58H68ZM81 59V58H80ZM83 59V58H82ZM114 59V58H113ZM112 59V60H113ZM116 59V58H115ZM174 59H176V58H174ZM17 60V59H16ZM54 61H55V59H53ZM61 60L63 61L64 59H62L61 58ZM76 60H78L77 58H76ZM85 60V59H84ZM88 60V59H87ZM96 60H98V58L96 59ZM104 60V59H103ZM118 60V59H117ZM163 60V61H164ZM32 61V60H31ZM38 61H40V60H38ZM70 61H71V58H70ZM69 61V62H70ZM107 61V60H106ZM122 61H124V60H122ZM121 61V62H122ZM125 61L123 62V63H125ZM157 61V62H156ZM173 61V60H172ZM3 62V61H2ZM8 62V61H7ZM14 62H15V60H14ZM19 62H20V60H19ZM26 62V61H25ZM34 62H36V61H34ZM46 62H48V60L47 61H45V63ZM50 62H51V60H50ZM49 62V63H50ZM53 62V61H52ZM56 62V61H55ZM73 62V61H72ZM78 62L79 61H77V64H78ZM83 62V61H82ZM88 62V61H87ZM111 62V61H110ZM109 62V63H110ZM114 62V61H113ZM120 62V63H121ZM165 62H169V61H165ZM6 63V62H5ZM9 63V62H8ZM16 63V62H15ZM39 63V62H38ZM61 63V62H60ZM62 63H64V62H62ZM66 63V62H65ZM92 62L90 61V64H91ZM94 63H95V61H94ZM96 63H98V61L96 62ZM103 63H105V60H104V62ZM107 63V62H106ZM119 63V64H120ZM164 63V62H163ZM26 64V63H25ZM36 64L37 63H35V66L34 67H36ZM51 64V63H50ZM76 64V65H77ZM83 64H84V62H83ZM87 64V63H86ZM90 64H88L89 65V68L91 67L90 66ZM108 64V63H107ZM118 64V65H119ZM126 64V63H125ZM125 64L123 65V67L124 68H122V69H125ZM158 64V65H157ZM9 65H11V64H9ZM23 65V64H22ZM28 65V64H27ZM33 65H34V63H33ZM33 65H32V67H33ZM58 65V64H57ZM66 65V64H65ZM64 65V66H65ZM69 65V64H68ZM88 65H87V67H88ZM98 65V67H99V63L97 64ZM96 65V66H97ZM105 65V64H104ZM103 65V66H104ZM160 65V66H159ZM8 66V65H7ZM30 67H31V65H29ZM53 66V65H52ZM61 66V65H60ZM63 66V67H64ZM67 66V65H66ZM71 66V65H70ZM79 66V65H78ZM78 66H77V68H78ZM101 66V65H100ZM107 66V65H106ZM109 66H110V64H109ZM114 66V65H113ZM173 66V65H172ZM12 67V66H11ZM17 67H18V65H17ZM33 67V68H34ZM73 67V66H72ZM81 67V66H80ZM93 68L92 69H94L95 68V66H94V64H93V66H92ZM108 67V66H107ZM2 68V67H1ZM6 68V67H5ZM8 68H9V66H8ZM19 68V67H18ZM32 68V69H33ZM57 68V67H56ZM71 68V67H70ZM76 68V70H78ZM101 68V67H100ZM178 68V70H180ZM11 69V68H10ZM15 69H16V67H15ZM28 69V68H27ZM31 69V68H30ZM41 68H39L38 70H40ZM75 69V68H74ZM80 69V68H79ZM84 69V68H83ZM86 69V68H85ZM95 69H97V68H95ZM111 69V68H110ZM113 69V68H112ZM172 69V68H171ZM170 69V70H171ZM174 69H175V67H174ZM14 70V69H13ZM49 70V69H48ZM47 70V71H48ZM61 70H62V68H61ZM68 71H69V67H68V69H67ZM117 70V69H116ZM181 70H180V72H181ZM5 71V70H4ZM15 71V70H14ZM24 71V70H23ZM22 71V72H23ZM27 71H29V70H27ZM42 70H40V72H41ZM44 71V70H43ZM50 71H52V70H50ZM54 71V70H53ZM60 71V70H59ZM74 71V70H73ZM80 71V70H79ZM81 71H83V70H81ZM85 71V70H84ZM87 71V70H86ZM89 71V70H88ZM97 71V70H96ZM175 71V70H174ZM8 72V71H7ZM11 72V71H10ZM31 72V71H30ZM65 72V71H64ZM76 72V71H75ZM92 72V71H91ZM95 72V71H94ZM93 72V73H94ZM100 72V71H99ZM120 72H122V71H120ZM125 72L123 73V74H125ZM170 72V71H169ZM256 72V73H257ZM3 73V72H2ZM2 73L0 74L1 76H2ZM5 73V72H4ZM12 73V72H11ZM10 73V74H11ZM16 74H17V71L15 72ZM33 73V72H32ZM45 73V72H44ZM44 73L42 74V75H44ZM49 73V72H48ZM59 74H60V72H58ZM57 73V74H58ZM70 73V72H69ZM73 73V72H72ZM76 73H78V72H76ZM81 73V72H80ZM84 73V72H83ZM88 73V72H87ZM97 73V72H96ZM108 73V72H107ZM171 73V72H170ZM255 73V74H256ZM28 74V73H27ZM41 74V73H40ZM53 74H55V73H53ZM58 74V75H59ZM63 74V73H62ZM65 74V73H64ZM79 74V73H78ZM82 74V73H81ZM102 74H103V72H102ZM110 74V73H109ZM169 74V73H168ZM177 74V73H176ZM9 75V74H8ZM26 75V74H25ZM30 75V74H29ZM32 75V74H31ZM57 75V76H58ZM76 76H77V74H75ZM74 75V76H75ZM91 75V74H90ZM93 75V77H94V74H92ZM96 76H98L97 74H95ZM126 75V74H125ZM167 74H165V76H166ZM251 75L253 76V78L251 77ZM261 75V74H260ZM7 76V75H6ZM15 76V75H14ZM20 76H21V74H20ZM49 76H53L52 74L51 75H49ZM55 76H56V74H55ZM57 76H56V78H57ZM70 76V75H69ZM68 76V77H69ZM81 76V75H80ZM165 76H163L164 78H165ZM174 76H175V74H174ZM245 76L246 77H248L247 79L245 78ZM249 76L252 78V79H249ZM257 76V75H256ZM7 77H11V76H7ZM16 77V76H15ZM27 77H29V76H27ZM54 77V76H53ZM59 77V76H58ZM62 77V76H61ZM64 77H66V76H64ZM71 77V76H70ZM85 77V76H84ZM84 77H83V79H84ZM91 77V76H90ZM262 77V76H261ZM13 78V77H12ZM42 78V77H41ZM76 78V77H75ZM82 78V77H81ZM80 78V79H81ZM97 78V77H96ZM99 78H101V79H103L101 76L99 77ZM105 78V77H104ZM123 78H124V76H123ZM126 78V77H125ZM158 78V79H157ZM162 78V77H161ZM174 78V77H173ZM176 78H178V77H176ZM258 78V77H257ZM263 78V77H262ZM2 79V78H1ZM23 79V78H22ZM26 79V78H25ZM35 79V78H34ZM43 79H44V77H43ZM47 79H48V77H47ZM49 79H51L50 77H49ZM48 79V80H49ZM55 79V78H54ZM53 79V80H54ZM67 79V78H66ZM72 79V78H71ZM86 79H87V77H86ZM88 79H90V78H88ZM87 79V80H88ZM112 80H113V78H111ZM115 79V78H114ZM119 79V78H118ZM122 79V78H121ZM166 80H167V78H165ZM238 79L240 80V81H238ZM261 79V78H260ZM63 80V79H62ZM69 80V79H68ZM161 80H163V79H161ZM170 80V79H169ZM183 80H181V81H183ZM262 80V79H261ZM264 80V79H263ZM262 80V81H263ZM30 81V80H29ZM28 81V82H29ZM35 81V80H34ZM47 81V80H46ZM61 81V80H60ZM75 81V80H74ZM79 81H81V80H79ZM99 81H100V79H99ZM115 81L117 82V80H114L113 82L115 83ZM123 81V80H122ZM121 80L119 81V83H121L122 82ZM172 81V80H171ZM177 81H179V79L177 80ZM181 81H179V82H181ZM255 81V80H254ZM0 82H2V80L0 81ZM9 82V81H8ZM13 82V81H12ZM18 82V81H17ZM32 82H33V80H32ZM45 82V81H44ZM53 81H51V83H52ZM94 82V81H93ZM103 82H105V81H103ZM158 82H160V81H158ZM165 82V81H164ZM247 82V83H248ZM23 83V82H22ZM30 83V82H29ZM34 83H36V81L34 82ZM43 83V82H42ZM41 83V84H42ZM48 83V82H47ZM54 83H56V82H54ZM58 83V82H57ZM56 83V84H57ZM68 83H70V81L68 82ZM72 83H73V81H72ZM76 83H78V82H76ZM81 83V82H80ZM83 83V82H82ZM88 83H92V82H88ZM99 83V82H98ZM102 83V82H101ZM114 83H113V85H114ZM161 84H162V81L160 82ZM166 83V82H165ZM164 83V84H165ZM173 83H175V82H173ZM260 83V82H259ZM4 84V83H3ZM7 84V83H6ZM11 84V83H10ZM17 84V83H16ZM19 84V83H18ZM67 84V83H66ZM66 84H63V85H66ZM84 84H86V83H84ZM106 84V83H105ZM125 84V85H126ZM158 84V85H157ZM164 84L162 85V86H164ZM167 84V83H166ZM229 84H228V86H229ZM261 84V83H260ZM5 85V84H4ZM3 85V86H4ZM20 85V84H19ZM23 85V84H22ZM21 85V86H22ZM26 85V84H25ZM32 85V84H31ZM34 85V84H33ZM48 85V84H47ZM52 85H53V83H52ZM73 86H74V84H72ZM71 85V86H72ZM78 85V84H77ZM81 85V84H80ZM94 85V84H93ZM98 87L100 86V84L98 85V84H96ZM102 85H103V83H102ZM111 84H109V86H110ZM118 85V84H117ZM170 85V84H169ZM185 85H186V83H185ZM236 85V84H235ZM242 85H244V84H242ZM262 85V84H261ZM1 86V85H0ZM12 86H13V84H12ZM27 86V85H26ZM26 86H25V88H26ZM38 86V85H37ZM69 86H70V84H69ZM84 86V85H83ZM166 86V85H165ZM171 86V85H170ZM251 86H253L252 84H251ZM255 86V85H254ZM15 87V86H14ZM35 86H33V88H34ZM39 87V86H38ZM60 87H61V84H60ZM59 87V88H60ZM63 87V86H62ZM61 87V88H62ZM66 87V86H65ZM64 87V88H65ZM78 88H79V85L77 86ZM81 87V86H80ZM90 87V86H89ZM93 87H95V86H93ZM93 87H92V89H93ZM107 87V86H106ZM114 87V86H113ZM112 87V88H113ZM117 87V86H116ZM116 87H114V88H116ZM159 87H161V85L159 86ZM237 87H239V86H237ZM246 87H250V84L248 85V86H246ZM245 87V88H246ZM3 88V87H2ZM6 88V87H5ZM8 88V87H7ZM7 88H6V90H7ZM20 88V87H19ZM21 88H23L24 89V87H21ZM40 88H41V86H40ZM47 88H48V86H47ZM51 87H49L48 89H50ZM74 88H76V87H74ZM83 88V87H82ZM82 88H79V89H82ZM91 88V87H90ZM90 88L89 89H87V90H90ZM101 88V87H100ZM123 88V87H122ZM129 88V87H128ZM127 88V89H128ZM134 88V89H135ZM138 88V89H139ZM153 88V89H152ZM162 88H164V87H162ZM171 88H172V86H171ZM180 88V87H179ZM184 88V87H183ZM4 89V88H3ZM9 89V88H8ZM16 89V88H15ZM46 89V88H45ZM53 89V88H52ZM77 89V88H76ZM85 89V88H84ZM99 89V88H98ZM117 89V88H116ZM116 89L115 90H113V89H111V91L113 90V91H116ZM125 89V88H124ZM126 89V90H127ZM129 89H131V88H129ZM139 89V90H140ZM147 89H149V90H147ZM166 89V88H165ZM219 89H217V90H219ZM225 89V88H224ZM226 89H228V87H226ZM252 89H253V87H252ZM259 89V88H258ZM10 90V89H9ZM18 90V89H17ZM21 90V89H20ZM19 90V91H20ZM35 90V89H34ZM39 90V89H38ZM41 90V92H43L42 90H44V89H40ZM47 90V89H46ZM57 91H58V89H56ZM63 90V89H62ZM68 90V89H67ZM75 90V89H74ZM101 90H102V88H101ZM108 90V89H107ZM110 90V89H109ZM108 90V91H109ZM118 90V89H117ZM230 90V89H229ZM236 90V89H235ZM248 90V89H247ZM250 90V89H249ZM255 90V89H254ZM3 91V90H2ZM1 91V92H2ZM8 91V90H7ZM6 91V92H7ZM22 91V90H21ZM25 91V90H24ZM27 91H30V89L29 90H27ZM31 91H33V90H31ZM48 91V90H47ZM50 91V90H49ZM64 91V90H63ZM81 91V90H80ZM84 91V90H83ZM91 91V90H90ZM96 91H97V89H96ZM95 91V92H96ZM103 91V90H102ZM121 91H123V89L121 90ZM142 91H140V92H142ZM155 91V90H154ZM167 91V90H166ZM222 91H224L223 89H222ZM251 91V90H250ZM14 92V91H13ZM18 92V91H17ZM33 92H35V91H33ZM38 92V91H37ZM50 92H52V91H50ZM94 92V93H95ZM97 92H99V91H97ZM132 92V91H131ZM138 92V91H137ZM157 92V91H156ZM204 92V93H203ZM220 92V91H219ZM233 92V91H232ZM240 92V91H239ZM243 92V91H242ZM15 93H16V91H15ZM19 93V92H18ZM25 93V92H24ZM31 93V92H30ZM30 93H28L29 94V96H31L30 95ZM40 93V92H39ZM47 93V92H46ZM56 93V92H55ZM60 93V92H59ZM65 93H67V92H65ZM73 93H75V92H73ZM88 93H89V91H88ZM92 93V92H91ZM101 93V92H100ZM103 93V92H102ZM111 93H113V92H111ZM115 93V92H114ZM122 93V92H121ZM136 93V92H135ZM139 93V92H138ZM142 93H144V92H142ZM141 93V94H142ZM155 93V92H154ZM173 93H176V92H174L173 91ZM178 93V92H177ZM188 93V94H189ZM211 93H213V92H210V94ZM214 93V95H216ZM237 93V92H236ZM249 93V92H248ZM253 93V92H252ZM32 94V93H31ZM45 94V93H44ZM68 94H69V92H68ZM90 94V93H89ZM106 94V93H105ZM109 93L107 92V95H108ZM118 94V93H117ZM125 94V93H124ZM129 94V93H128ZM141 94H139V95H141ZM150 94H152V93H150ZM163 94H165V93H163ZM163 94H162V97H165V96H163ZM167 94H168V92H167ZM179 94V93H178ZM183 94V93H182ZM189 94V95H190ZM14 95V94H13ZM23 95V94H22ZM33 95V94H32ZM37 95V94H36ZM48 95V94H47ZM55 95V94H54ZM57 95V94H56ZM61 95V94H60ZM63 95H65V94H63ZM78 95V94H77ZM102 95V94H101ZM110 95V94H109ZM108 95V96H109ZM113 95V94H112ZM112 95L110 96V97H112ZM130 95V94H129ZM131 95H134V93L132 94L131 93ZM136 95V94H135ZM134 95V96H135ZM139 95L137 96V97H139ZM154 95H156V94H154ZM173 95V94H172ZM224 95V94H223ZM247 95V94H246ZM253 95V94H252ZM6 96H8V94H6L5 95V97ZM10 96V95H9ZM15 96V95H14ZM18 95H16V97H17ZM26 96V95H25ZM44 96V95H43ZM70 96H72L71 95V93H70ZM81 96V95H80ZM93 96V95H92ZM95 96V95H94ZM103 96V95H102ZM102 96H100V98L102 97ZM115 96V98H116V95H114ZM113 96V97H114ZM118 96V95H117ZM121 96V95H120ZM144 95H142V96H140V98L142 97V98H144L143 97ZM153 96V95H152ZM158 96V95H157ZM160 96H161V94H160ZM174 96V95H173ZM188 96V95H187ZM186 96V97H187ZM232 96V95H231ZM240 96V95H239ZM244 96V95H243ZM2 97V96H1ZM11 97V96H10ZM10 97H9V99H10ZM15 97V98H16ZM49 97V96H48ZM52 97H53V95H52ZM63 97V96H62ZM75 97V96H74ZM79 97V96H78ZM77 97V99H79ZM99 97V96H98ZM97 97V98H98ZM107 97V96H106ZM123 98H124V96H122ZM132 97V96H131ZM151 97V96H150ZM154 97V96H153ZM170 97V96H169ZM203 97V98H204ZM226 97V96H225ZM246 97V96H245ZM244 97V98H245ZM261 97V96H260ZM7 98V97H6ZM19 98V97H18ZM26 98V97H25ZM34 98H36V97H34ZM34 98H32V100L34 99ZM42 98V97H41ZM57 98V97H56ZM96 98V97H95ZM96 98V99H97ZM105 98V97H104ZM115 98H114V100H115ZM121 98V97H120ZM120 98H119V100H120ZM126 98V97H125ZM124 98V99H125ZM128 98V97H127ZM176 98V97H175ZM174 98V99H175ZM184 98V97H183ZM205 98V99H206ZM224 98V97H223ZM223 98H221V99H223ZM227 98V97H226ZM237 98V97H236ZM243 97L241 96V99H242ZM1 99V98H0ZM12 99H14V98H12ZM20 99V98H19ZM18 99V100H19ZM27 99V98H26ZM30 99V98H29ZM45 99V98H44ZM58 99V98H57ZM70 99V98H69ZM71 99H72V97H71ZM74 99V98H73ZM85 99V98H84ZM90 99V98H89ZM106 99V98H105ZM113 99V98H112ZM148 99V98H147ZM155 99V98H154ZM157 99H158V97H157ZM163 99V98H162ZM166 99V98H165ZM173 99V100H174ZM199 99H201V98H199ZM250 99V98H249ZM256 99V98H255ZM261 99V98H260ZM263 99V98H262ZM4 100V99H3ZM15 100V99H14ZM23 100V99H22ZM21 100V101H22ZM36 100H38V98L36 99ZM42 100H43V98H42ZM48 100V99H47ZM50 100V99H49ZM55 100V99H54ZM59 100V99H58ZM81 100V99H80ZM79 100V101H80ZM88 100V99H87ZM100 100V99H99ZM112 101V102H115V101ZM134 100H135V98H134ZM145 100H146V98H145ZM156 100V99H155ZM178 100V99H177ZM180 100V99H179ZM211 100V99H210ZM227 100V99H226ZM229 100V99H228ZM247 100V99H246ZM1 101V100H0ZM10 101V100H9ZM28 101V100H27ZM34 101V100H33ZM41 101V100H40ZM63 101H64V99L62 100V102L61 103H63ZM71 101V100H70ZM69 101V103H71ZM76 101V100H75ZM79 101H77V102H79ZM81 101H83V100H81ZM81 101H80V103H81ZM90 101H92V100H90ZM90 101H88V102H90ZM93 101H95V99H93ZM101 101V100H100ZM111 100L109 99V102H110ZM122 101V100H121ZM130 101H132V100H130ZM138 101H139V99H138ZM143 101V100H142ZM151 101H153L152 99H151ZM160 101V100H159ZM165 101V100H164ZM167 101V100H166ZM172 101V100H171ZM170 101V102H171ZM176 101V100H175ZM181 101H183V100H181ZM245 101V100H244ZM2 102V101H1ZM4 102H7V101H4ZM32 102V101H31ZM46 102V101H45ZM50 102H52V101H49V103ZM68 102V101H67ZM119 102V101H118ZM123 103H125V101H122ZM129 102V101H128ZM135 102V101H134ZM145 102V101H144ZM147 102H149V101H147ZM156 102H158V101H154V103H156ZM161 102H162V100H161ZM161 102H160V104H161ZM178 102H180V101H178ZM177 102V103H178ZM202 102V101H201ZM252 102V101H251ZM13 103V102H12ZM15 103V102H14ZM24 103V102H23ZM28 103V102H27ZM64 103H65V101H64ZM79 103V104H80ZM95 103V102H94ZM94 103H91L92 104V106H93V104ZM100 103H102V102H100ZM121 103V102H120ZM122 103V104H123ZM137 103V102H136ZM150 103H152V102H150ZM165 103V102H164ZM182 103V102H181ZM223 103H224V100H223ZM227 103V102H226ZM239 103V102H238ZM1 104V103H0ZM3 104V103H2ZM30 104H32V103H30ZM37 104V103H36ZM36 104H34V105H36ZM40 104V103H39ZM42 105H43V103H41ZM54 104V103H53ZM56 104V103H55ZM74 104V103H73ZM76 104V103H75ZM74 104V105H75ZM82 104V103H81ZM104 104V103H103ZM131 104H133V102L131 103ZM141 104V103H140ZM140 104H138V105H140ZM157 104V103H156ZM248 104V103H247ZM29 105V104H28ZM38 105V104H37ZM41 105V107L40 108H42V107H44V106H42ZM47 105V104H46ZM58 105H60V104H58ZM57 105V106H58ZM70 105H72V103L70 104ZM69 105V106H70ZM73 105V106H74ZM83 105V104H82ZM86 105V104H85ZM96 105H97V103H96ZM95 105V106H96ZM105 105V104H104ZM117 105H119L120 107H121V105L120 104H117ZM125 105V104H124ZM134 105H136V104H134ZM138 105H136V106H133V107H138ZM143 105V104H142ZM154 105V104H153ZM152 105V106H153ZM166 105V104H165ZM175 105V104H174ZM173 105V106H174ZM179 105V104H178ZM223 105V104H222ZM250 105V104H249ZM256 105V104H255ZM8 106V105H7ZM7 106H6V108H7ZM18 106H19V103H18ZM21 106V105H20ZM26 106V105H25ZM56 106V107H57ZM66 106V105H65ZM68 106V105H67ZM76 106V105H75ZM75 106H74V108H75ZM78 106V105H77ZM118 106V107H119ZM126 106V105H125ZM132 106V105H131ZM130 106V107H131ZM141 106V105H140ZM139 106V107H140ZM159 106V105H158ZM196 106V105H195ZM211 106V105H210ZM216 106H219V105H216ZM224 106V105H223ZM227 106V105H226ZM14 107V106H13ZM38 107H39V105H38ZM51 107H53V106H51L50 105V108ZM61 107V106H60ZM63 107H64V105H63ZM80 107V106H79ZM79 107H77V108H79ZM88 107H89V105H88ZM113 107V106H112ZM128 107V106H127ZM127 107H126V109H127ZM157 107V106H156ZM161 107H163V106H161ZM200 107V106H199ZM255 107H257V106H255ZM10 108V107H9ZM32 108V107H31ZM68 108H70V107H68ZM76 108V109H77ZM81 108H82V106H81ZM83 108H84V106H83ZM90 108H91V106H90ZM99 109L101 108V106L99 105V107H98ZM149 108V107H148ZM152 108V107H151ZM219 108V107H218ZM225 108V110L224 111H222V112H225L226 111V107H224ZM233 108V107H232ZM8 109V108H7ZM18 109V108H17ZM24 109V108H23ZM28 109H29V106H28ZM33 109V108H32ZM44 109V108H43ZM61 109H62V107H61ZM65 109V108H64ZM73 109V108H72ZM71 109V110H72ZM97 109V108H96ZM113 109V108H112ZM115 109H116V107H115ZM118 109V108H117ZM116 109V110H117ZM136 109V108H135ZM155 109H158V108H155ZM190 109V108H189ZM221 109V108H220ZM239 109V108H238ZM260 109V108H259ZM1 110V109H0ZM25 110V109H24ZM31 110V109H30ZM35 110H36V108H35ZM57 110V109H56ZM60 110V109H59ZM63 110V109H62ZM69 110V109H68ZM75 110V109H74ZM79 110H80V108H79ZM87 110H88V108H87ZM94 110V109H93ZM101 110V109H100ZM107 110V109H106ZM105 110V111H106ZM130 110V109H129ZM145 109H143V111H144ZM162 110V109H161ZM168 110V109H167ZM196 110V109H195ZM255 110V109H254ZM261 110V109H260ZM6 111V110H5ZM8 111V110H7ZM15 111H16V109H15ZM20 111V110H19ZM34 111V110H33ZM37 111H39V110H37ZM43 110H41V112H42ZM46 111V110H45ZM78 111V110H77ZM82 111V110H81ZM80 111V112H81ZM83 111H84V109H83ZM99 111V110H98ZM97 111V112H98ZM108 111V110H107ZM127 111V110H126ZM125 111V112H126ZM133 111H134V109H133ZM137 111H138V109H137ZM171 111V110H170ZM197 111V110H196ZM199 111V110H198ZM212 111V110H211ZM21 112V111H20ZM19 112V113H20ZM29 112V111H28ZM32 112V111H31ZM41 112H39V113H41ZM49 112V111H48ZM65 113H66V110L64 111ZM70 112V111H69ZM72 112H74L73 110H72ZM84 112H86V111H84ZM89 112H90V110H89ZM94 112V111H93ZM99 112H101V111H99ZM111 112V111H110ZM116 113L118 112V111H115ZM114 112V113H115ZM122 112V111H121ZM140 112V111H139ZM151 112H152V110H151ZM154 112V111H153ZM240 112V111H239ZM5 113V112H4ZM15 113V112H14ZM18 113V112H17ZM23 113H25V112H23ZM38 113V114H39ZM62 113V112H61ZM77 113H79V112H77ZM91 113V112H90ZM90 113H88V114H90ZM108 113V112H107ZM115 113V114H116ZM123 113H124V111H123ZM130 113V112H129ZM144 113V112H143ZM146 114H147V112H145ZM144 113V114H145ZM162 113V112H161ZM21 114V113H20ZM35 114V113H34ZM68 114V113H67ZM72 114V113H71ZM76 114V113H75ZM84 114V113H83ZM86 114V113H85ZM87 114V115H88ZM97 114V113H96ZM101 114H104V113H102L101 112ZM133 114V113H132ZM139 114V113H138ZM177 114V113H176ZM187 114V113H186ZM225 114V113H224ZM224 114H222V115H224ZM242 114V113H241ZM249 114V113H248ZM261 114V113H260ZM5 115V114H4ZM16 116H18L17 114H15ZM22 115H24V114H22ZM53 115V114H52ZM57 115V114H56ZM59 115V114H58ZM61 115V114H60ZM70 115V114H69ZM91 115H92V113H91ZM99 115V114H98ZM109 115H112V114H109ZM117 115H118V113H117ZM117 115H114V116H117ZM129 115V114H128ZM1 116V115H0ZM9 116V115H8ZM35 116V115H34ZM36 116H39V115H37L36 114ZM51 116V115H50ZM49 116V117H50ZM55 116V115H54ZM62 116V115H61ZM90 116V115H89ZM93 116V115H92ZM119 116V115H118ZM136 116V115H135ZM139 116H141V113H140V115ZM145 116V115H144ZM148 116V115H147ZM167 116V115H166ZM214 116V115H213ZM4 117V116H3ZM19 117V116H18ZM27 117H28V115H27ZM39 117H41V116H39ZM38 117V118H39ZM51 117H53V116H51ZM60 117V116H59ZM59 117L57 118V119H59ZM66 117H67V115H66ZM66 117H65V119L63 120L62 119V121H65L66 120ZM70 117V116H69ZM131 117V116H130ZM132 117H133V115H132ZM224 117V116H223ZM261 117V116H260ZM259 117V118H260ZM13 118H15V117H13ZM42 118V117H41ZM43 118H45V117H43ZM43 118H42V120H43ZM47 118V117H46ZM73 118V117H72ZM71 118V119H72ZM81 118V117H80ZM84 118V117H83ZM88 118V120H90L89 119V117H87ZM110 118V117H109ZM135 118V117H134ZM140 118V117H139ZM139 118H135V119H139ZM164 118V117H163ZM196 118V117H195ZM230 118V117H229ZM245 118V117H244ZM247 118V117H246ZM250 118H251V116H250ZM7 119V118H6ZM29 119H31V118H29ZM35 119V118H34ZM67 119H68V117H67ZM74 119H75V117H74ZM76 119H79V118H77L76 117ZM112 119V118H111ZM182 119V118H181ZM192 119V118H191ZM221 119V118H220ZM231 119V118H230ZM258 119V118H257ZM2 120V119H1ZM9 120V119H8ZM15 120V119H14ZM18 120V119H17ZM21 120H24V116H23V119H21ZM20 120V121H21ZM26 120V119H25ZM33 120V119H32ZM41 120V121H42ZM47 120V119H46ZM46 120H44V121H46ZM50 120V119H49ZM54 120V119H53ZM61 120V119H60ZM68 120H70V118L68 119ZM67 120V121H68ZM82 120V119H81ZM92 120V119H91ZM120 120V119H119ZM126 120V119H125ZM124 120V121H125ZM128 120V119H127ZM129 120H131V119H129ZM146 120H147V118H146ZM169 120V119H168ZM229 120V119H228ZM263 120V119H262ZM3 121V120H2ZM12 121V120H11ZM38 121H40V119H38ZM57 121V120H56ZM72 121V120H71ZM84 121H85V119H84ZM114 121V120H113ZM123 121V122H124ZM143 121V120H142ZM197 121V120H196ZM204 121V120H203ZM222 121H223V118H222ZM258 121V120H257ZM54 122V121H53ZM61 122V121H60ZM76 122V121H75ZM95 122V121H94ZM111 122V121H110ZM128 122V121H127ZM130 122V121H129ZM135 122V121H134ZM159 122V121H158ZM165 122V121H164ZM176 122V121H175ZM206 122V121H205ZM220 122V121H219ZM234 122V121H233ZM232 122V123H233ZM238 122V121H237ZM236 122V123H237ZM2 123V122H1ZM9 123V122H8ZM13 123V122H12ZM22 123H24V121L22 122ZM38 123V122H37ZM46 123H48V122H46ZM62 123V122H61ZM137 123V122H136ZM135 123V124H136ZM142 123V122H141ZM169 123V122H168ZM226 123V122H225ZM225 123H223V124H225ZM235 123V124H236ZM258 123H260V122H258ZM262 123V122H261ZM10 124V123H9ZM33 124V123H32ZM49 124V123H48ZM47 124V125H48ZM83 124V123H82ZM95 124V123H94ZM123 124H125V123H123ZM144 124V123H143ZM146 124V123H145ZM148 124V123H147ZM163 124V123H162ZM167 124V123H166ZM165 124V125H166ZM170 124V123H169ZM198 124V123H197ZM205 124V123H204ZM221 124V123H220ZM230 124V123H229ZM26 125V124H25ZM36 125V124H35ZM40 125H42V124H40ZM44 125V124H43ZM55 125H56V123H55ZM73 125V124H72ZM113 125V124H112ZM111 125V126H112ZM130 125V124H129ZM200 125V124H199ZM232 125V124H231ZM12 126H13V124H12ZM24 126V125H23ZM37 126V125H36ZM67 126V125H66ZM70 126V125H69ZM68 126V127H69ZM80 126V125H79ZM79 126H77V127H79ZM85 126V125H84ZM90 126V125H89ZM96 126V125H95ZM100 126V125H99ZM146 126V125H145ZM150 126V125H149ZM163 126V125H162ZM171 126V125H170ZM174 126V125H173ZM227 126V125H226ZM247 126V125H246ZM264 126V125H263ZM25 127V126H24ZM35 127V126H34ZM33 127V128H34ZM41 127V126H40ZM45 127V126H44ZM83 127V126H82ZM91 127V126H90ZM98 127V126H97ZM134 127V126H133ZM140 127H142V126H140ZM155 127V126H154ZM158 127H159V125H158ZM219 127V126H218ZM235 127V126H234ZM256 127H257V125H256ZM22 128V127H21ZM25 128H27V127H25ZM30 128V127H29ZM47 128V127H46ZM53 128V127H52ZM59 128V127H58ZM57 128V129H58ZM70 128V127H69ZM75 128V127H74ZM105 128H107V126L105 127ZM119 128V127H118ZM167 128H169V127H167ZM187 128V127H186ZM201 128V127H200ZM203 128L205 129V126H203ZM213 128V127H212ZM225 128H227V127H225ZM230 128V127H229ZM248 128H250V127H248ZM261 128V127H260ZM11 129V128H10ZM102 129V128H101ZM100 129V130H101ZM127 129V128H126ZM131 129V128H130ZM139 129V128H138ZM174 129V128H173ZM191 129V128H190ZM197 129V128H196ZM223 129V128H222ZM246 129V128H245ZM258 129V128H257ZM9 130V129H8ZM32 130V129H31ZM34 130V129H33ZM66 130H67V128H66ZM92 130H94V129H92ZM168 130V129H167ZM178 130V129H177ZM189 130V129H188ZM209 130V129H208ZM227 130V129H226ZM229 130V129H228ZM4 131V130H3ZM28 131V130H27ZM46 131V130H45ZM62 131H63V129H62ZM65 131V130H64ZM73 131V130H72ZM80 131V130H79ZM91 131V130H90ZM97 131V130H96ZM104 131V130H103ZM126 131V130H125ZM155 131H157L156 129H155ZM252 131V130H251ZM255 131V130H254ZM264 131V130H263ZM52 132V131H51ZM50 132V133H51ZM61 132V131H60ZM85 132H86V130H85ZM88 132V131H87ZM95 132V131H94ZM101 132H102V130H101ZM216 132V131H215ZM9 133V132H8ZM30 133V132H29ZM36 133V132H35ZM65 133V132H64ZM96 133V132H95ZM156 133V132H155ZM176 133V132H175ZM196 133V132H195ZM224 133V132H223ZM222 133V134H223ZM232 133V132H231ZM21 134V133H20ZM19 134V135H20ZM23 134V133H22ZM32 134H33V132H32ZM58 134V133H57ZM107 134H108V132H107ZM115 134V133H114ZM121 134V133H120ZM126 134H128V133H126ZM167 134V133H166ZM184 134V133H183ZM208 134V133H207ZM212 134V133H211ZM259 134V133H258ZM42 135V134H41ZM60 135V134H59ZM75 135V134H74ZM103 135H104V133H103ZM102 135V136H103ZM147 135V134H146ZM168 135V134H167ZM166 135V136H167ZM172 135V134H171ZM209 135V134H208ZM215 135V134H214ZM225 135V134H224ZM229 135V134H228ZM255 135H256V133H255ZM263 135V134H262ZM32 136V135H31ZM39 136V135H38ZM48 136V135H47ZM51 136V135H50ZM169 136V135H168ZM204 136V135H203ZM28 137V136H27ZM43 137V136H42ZM66 137V136H65ZM77 137V136H76ZM83 137V136H82ZM96 137H98V136H96ZM104 137V136H103ZM121 137V136H120ZM135 137V136H134ZM155 137V136H154ZM181 137V136H180ZM210 137V136H209ZM257 137V136H256ZM13 138V137H12ZM34 138V137H33ZM57 138V137H56ZM64 138V137H63ZM133 138V137H132ZM144 138V137H143ZM142 138V139H143ZM149 138H150V136H149ZM166 138V137H165ZM175 138V137H174ZM258 138H259V136H258ZM37 139V138H36ZM44 139V138H43ZM52 139V138H51ZM91 139V138H90ZM96 139V138H95ZM169 139V138H168ZM193 139V138H192ZM196 139V138H195ZM201 139V138H200ZM247 139V138H246ZM28 140V139H27ZM31 140V139H30ZM77 140V139H76ZM154 140V139H153ZM167 140V139H166ZM170 140V139H169ZM172 140V139H171ZM177 140V139H176ZM250 140V139H249ZM256 140V139H255ZM23 141V140H22ZM25 141V140H24ZM36 141V140H35ZM94 141V140H93ZM109 141V140H108ZM163 141H165V140H163ZM175 141V140H174ZM181 141V140H180ZM19 142H20V140H19ZM49 142V141H48ZM61 142V141H60ZM72 142V141H71ZM98 142V141H97ZM107 142V141H106ZM119 142V141H118ZM167 142V141H166ZM165 142V143H166ZM172 142V141H171ZM185 142V141H184ZM236 142V141H235ZM10 143V142H9ZM32 143V142H31ZM50 143V142H49ZM52 143V142H51ZM95 143H96V141H95ZM101 143V142H100ZM99 143V144H100ZM168 143H169V141H168ZM218 143V142H217ZM234 143V142H233ZM246 143V142H245ZM248 143V142H247ZM42 144V143H41ZM62 144V143H61ZM74 144V143H73ZM103 144V143H102ZM101 144V145H102ZM108 145H109V143H107ZM106 144V145H107ZM120 144V143H119ZM118 144V145H119ZM130 144V143H129ZM132 144V143H131ZM145 144V143H144ZM24 145V144H23ZM125 145V144H124ZM167 145V144H166ZM225 145V144H224ZM70 146V145H69ZM136 146V145H135ZM180 146V145H179ZM205 146V145H204ZM219 146H220V144H219ZM255 146V145H254ZM33 147V146H32ZM91 147V146H90ZM160 147V146H159ZM167 147V146H166ZM172 147V146H171ZM177 147V146H176ZM193 147V146H192ZM207 147V146H206ZM213 147V146H212ZM224 147V146H223ZM34 148V147H33ZM65 148V147H64ZM95 148V147H94ZM123 148V147H122ZM134 148V147H133ZM173 148V147H172ZM181 148V147H180ZM250 148V147H249ZM256 147H254V149H255ZM263 148H264V146H263ZM74 149V148H73ZM103 149V148H102ZM115 149V148H114ZM124 149H125V147H124ZM128 149V148H127ZM144 149V148H143ZM161 149H162V147H161ZM175 149V148H174ZM187 149V148H186ZM26 150V149H25ZM129 150V149H128ZM150 150V149H149ZM153 150V149H152ZM157 150V149H156ZM164 150V149H163ZM162 150V151H163ZM181 150V149H180ZM217 150V149H216ZM225 150V149H224ZM227 150V149H226ZM46 151V150H45ZM155 151V150H154ZM165 151V150H164ZM174 151V150H173ZM179 151V150H178ZM185 151V150H184ZM208 151V150H207ZM215 151V150H214ZM223 151V150H222ZM221 151V152H222ZM96 152V151H95ZM122 152V151H121ZM133 152H134V150H133ZM202 152V151H201ZM243 152V151H242ZM18 153V152H17ZM22 153H23V151H22ZM26 153V152H25ZM44 153V152H43ZM105 153V152H104ZM142 153V152H141ZM160 153V152H159ZM182 153V152H181ZM219 153V152H218ZM225 153V152H224ZM70 154V153H69ZM72 154V153H71ZM80 154V153H79ZM121 154V153H120ZM119 154V155H120ZM135 154H137V152L135 153ZM140 154V153H139ZM166 154V153H165ZM185 154V153H184ZM205 154V153H204ZM235 154V153H234ZM164 155V154H163ZM206 155V154H205ZM262 155V154H261ZM17 156V155H16ZM90 156V155H89ZM99 156V155H98ZM136 156V155H135ZM134 156V157H135ZM162 156V155H161ZM191 156V155H190ZM250 156V155H249ZM38 157V156H37ZM71 157V156H70ZM97 157V156H96ZM102 157V156H101ZM159 157V156H158ZM169 157V156H168ZM187 157V156H186ZM11 158V157H10ZM90 158V157H89ZM163 158V157H162ZM184 158H185V156H184ZM188 158V157H187ZM5 159V158H4ZM21 159V158H20ZM65 159V158H64ZM159 159V158H158ZM191 159V158H190ZM197 159V158H196ZM41 160V159H40ZM105 160H107V159H105ZM131 160V159H130ZM135 160V159H134ZM139 160V159H138ZM155 160V159H154ZM175 160V159H174ZM184 160V159H183ZM188 160V159H187ZM199 160V159H198ZM202 160V159H201ZM222 160V159H221ZM234 160V159H233ZM22 161V160H21ZM42 161V160H41ZM60 161V160H59ZM133 161V160H132ZM151 161V160H150ZM207 161V160H206ZM251 161V160H250ZM12 162V161H11ZM17 162V161H16ZM34 162V161H33ZM223 162H225V161H223ZM3 163V162H2ZM28 163V162H27ZM49 163V162H48ZM150 163V162H149ZM196 163V162H195ZM199 163V162H198ZM210 163V162H209ZM208 163V164H209ZM215 163V162H214ZM234 163V162H233ZM19 164V163H18ZM30 164V163H29ZM114 164V163H113ZM143 164V163H142ZM181 164H183V163H181ZM219 164V163H218ZM226 164H228V163H226ZM236 164V163H235ZM9 165V164H8ZM36 165V164H35ZM34 165V166H35ZM67 165V164H66ZM150 165V164H149ZM193 165V164H192ZM222 165H224V164H222ZM229 165V164H228ZM56 166V165H55ZM87 166V165H86ZM117 166V165H116ZM140 166V165H139ZM159 166V165H158ZM207 166V165H206ZM227 166V165H226ZM234 166V165H233ZM19 167V166H18ZM59 167V166H58ZM7 168V167H6ZM26 168V167H25ZM64 168V167H63ZM81 168V167H80ZM132 168V167H131ZM136 168V167H135ZM155 168V167H154ZM169 168V167H168ZM177 168V167H176ZM179 168V167H178ZM181 168V167H180ZM198 168V167H197ZM223 168V167H222ZM40 169V168H39ZM38 169V170H39ZM44 169V168H43ZM52 169V168H51ZM65 169V168H64ZM139 169V168H138ZM156 169V168H155ZM173 169H175V168H173ZM184 169V168H183ZM187 169V168H186ZM191 169V168H190ZM218 169V168H217ZM228 169V168H227ZM28 170V169H27ZM33 170V169H32ZM47 170V169H46ZM50 170V169H49ZM58 170V169H57ZM68 170V169H67ZM142 170H143V168H142ZM161 170V169H160ZM193 170H194V168H193ZM29 171V170H28ZM90 171H92V170H90ZM133 171V170H132ZM139 171V170H138ZM141 171V170H140ZM146 171V170H145ZM150 171V170H149ZM155 171V170H154ZM163 171V170H162ZM173 171V170H172ZM213 171V170H212ZM255 171V170H254ZM3 172H5V171H3ZM34 172V171H33ZM75 172V171H74ZM227 172V171H226ZM225 172V173H226ZM230 172V171H229ZM239 172V171H238ZM7 173V172H6ZM31 173V172H30ZM39 173V172H38ZM49 173V172H48ZM141 173V172H140ZM171 173V172H170ZM178 173V172H177ZM224 173V174H225ZM232 173V172H231ZM256 173V172H255ZM131 174V173H130ZM129 174V175H130ZM151 174V173H150ZM183 174V173H182ZM239 174V173H238ZM262 174V173H261ZM8 175V174H7ZM45 175H46V173H45ZM67 175V174H66ZM80 175V174H79ZM177 175V174H176ZM188 175V174H187ZM216 175V174H215ZM222 175V174H221ZM232 175V174H231ZM231 175H229V176H231ZM250 175V174H249ZM9 176V175H8ZM7 176V177H8ZM225 176V175H224ZM228 176V175H227ZM233 176V175H232ZM239 176V175H238ZM261 176V175H260ZM28 177V176H27ZM127 177H128V175H127ZM131 177V176H130ZM164 177H166L165 175H164ZM176 177V176H175ZM175 177H173V178H175ZM188 177V176H187ZM20 178V177H19ZM119 178V177H118ZM126 178V177H125ZM132 178V177H131ZM222 178V177H221ZM226 178V177H225ZM234 178H235V175H234ZM233 177L232 178H230V180L231 179H234ZM242 178H244V177H241V179ZM249 178V177H248ZM126 179H128V178H126ZM145 179V178H144ZM164 179V178H163ZM193 179V178H192ZM196 179V178H195ZM209 179V178H208ZM207 179V180H208ZM212 179V178H211ZM228 179V178H227ZM245 179V178H244ZM261 179V178H260ZM264 179V178H263ZM132 180H133V178H132ZM166 180H167V178H166ZM176 180H179V179H177V177H176ZM224 180H226V179H224ZM256 180V179H255ZM262 180V179H261ZM8 181V180H7ZM73 181V180H72ZM121 181V180H120ZM124 181V180H123ZM131 181V180H130ZM139 181V180H138ZM175 181V180H174ZM173 181V182H174ZM186 181V180H185ZM220 181V180H219ZM241 181V180H240ZM249 181V180H248ZM254 181V180H253ZM165 182V181H164ZM168 182V181H167ZM184 182V181H183ZM224 182V181H223ZM234 182V181H233ZM237 182V181H236ZM259 182H261V181H259ZM258 182V183H259ZM35 183H36V181H35ZM160 183H162V182H160ZM177 183H179V182H177ZM186 183V182H185ZM226 183V182H225ZM225 183H223V185H221L222 186V188H223V186H224V184ZM235 183V182H234ZM127 184V183H126ZM142 184V183H141ZM144 184V183H143ZM159 184V183H158ZM163 184V183H162ZM169 184V183H168ZM184 184V183H183ZM44 185H45V183H44ZM132 185V184H131ZM186 185V184H185ZM259 185V184H258ZM19 186V185H18ZM172 186V185H171ZM195 186V185H194ZM220 186V185H219ZM227 186V185H226ZM128 187V186H127ZM167 187V186H166ZM207 187V186H206ZM21 188V187H20ZM131 188V187H130ZM142 188V187H141ZM220 188V187H219ZM225 188V187H224ZM234 188V187H233ZM246 188V187H245ZM19 189V188H18ZM122 189V188H121ZM157 189V188H156ZM162 189H164V188H162ZM175 189V188H174ZM192 189V188H191ZM261 189V188H260ZM37 190V189H36ZM35 190V191H36ZM135 190V189H134ZM137 190H138V188H137ZM136 190V191H137ZM5 191V190H4ZM165 191V190H164ZM163 191V192H164ZM214 191V190H213ZM6 192V191H5ZM123 192H124V190H123ZM179 192V191H178ZM188 192V191H187ZM223 191H221V193H222ZM158 193V192H157ZM172 193V192H171ZM180 193V192H179ZM216 193V192H215ZM3 194V193H2ZM139 194V193H138ZM151 194V193H150ZM167 194H168V192H167ZM187 194V193H186ZM203 194V193H202ZM32 195V194H31ZM45 195V194H44ZM130 195V194H129ZM164 195V194H163ZM169 196L171 195V194H168ZM180 195V194H179ZM188 195V194H187ZM228 195V194H227ZM1 196V195H0ZM131 196V195H130ZM160 196V195H159ZM174 196V195H173ZM218 196H219V194H218ZM222 196V195H221ZM255 196V195H254ZM257 196V195H256ZM18 197V196H17ZM155 197V196H154ZM216 197V196H215ZM261 197V196H260ZM178 198V197H177ZM242 198V197H241ZM257 198V197H256ZM106 199V198H105ZM133 199V198H132ZM157 199V198H156ZM202 199V198H201ZM237 199V198H236ZM243 199V198H242ZM255 199V198H254ZM6 200V199H5ZM155 200V199H154ZM161 200V199H160ZM172 200V199H171ZM207 200V199H206ZM227 200V199H226ZM250 200V199H249ZM18 201V200H17ZM138 201V200H137ZM143 201V200H142ZM175 201V200H174ZM187 201V200H186ZM215 201V200H214ZM231 200H229V202H230ZM116 202V201H115ZM124 202V201H123ZM220 202V201H219ZM235 202V201H234ZM46 203V202H45ZM130 203V202H129ZM138 203V202H137ZM136 203V204H137ZM152 203V202H151ZM154 203V202H153ZM210 203V202H209ZM215 203V202H214ZM237 203H238V201H237ZM263 203V202H262ZM144 204V203H143ZM146 204V203H145ZM158 204V203H157ZM168 204V203H167ZM166 204V205H167ZM188 204V203H187ZM228 204V203H227ZM232 204V203H231ZM235 204V203H234ZM240 204V203H239ZM103 205V204H102ZM176 205V204H175ZM222 205H225V204H222ZM243 205V204H242ZM123 206V205H122ZM168 206V205H167ZM212 206H213V204H212ZM233 206V205H232ZM248 206V205H247ZM126 207V206H125ZM156 207V206H155ZM186 207V206H185ZM214 207V206H213ZM217 207V206H216ZM231 207V206H230ZM170 208V207H169ZM178 208V207H177ZM195 208V207H194ZM227 208V207H226ZM232 208V207H231ZM126 209V208H125ZM172 209V208H171ZM197 209V208H196ZM223 209V208H222ZM248 209V208H247ZM251 209V208H250ZM160 210V209H159ZM175 210V209H174ZM189 210V209H188ZM208 210V209H207ZM215 210V209H214ZM225 210V209H224ZM227 210V209H226ZM173 211V210H172ZM196 211V210H195ZM213 211V210H212ZM218 211V210H217ZM160 212V211H159ZM222 212V211H221ZM225 212V211H224ZM232 212H233V210H232ZM231 212V213H232ZM250 212V211H249ZM127 213V212H126ZM161 213V212H160ZM159 213V214H160ZM171 213V212H170ZM200 213V212H199ZM219 213V212H218ZM223 213V212H222ZM226 213H228L227 211H226ZM235 213H236V211H235ZM245 213V212H244ZM243 213V214H244ZM207 214V213H206ZM229 214V213H228ZM242 214V215H243ZM179 215V214H178ZM183 215V214H182ZM204 215H205V213H204ZM224 215V214H223ZM230 215H232V214H230ZM247 215V214H246ZM259 215V214H258ZM160 216V215H159ZM184 216V215H183ZM189 216H191V215H189ZM233 216V215H232ZM236 216V215H235ZM1 217V216H0ZM146 217V216H145ZM167 217V216H166ZM175 217H177V216H175ZM242 217V216H241ZM261 217V216H260ZM130 218V217H129ZM144 218V217H143ZM215 218V217H214ZM224 218V217H223ZM104 219V218H103ZM222 219V218H221ZM149 220H150V218H149ZM154 220V219H153ZM157 220H159V219H157ZM104 221V220H103ZM252 221H253V219H252ZM257 221V220H256ZM259 221V220H258ZM47 222V221H46ZM159 222V221H158ZM199 222V221H198ZM251 222V221H250ZM103 223V222H102ZM134 223H136V222H134ZM169 223V222H168ZM224 223V222H223ZM133 224V223H132ZM137 224V223H136ZM163 224V223H162ZM191 224V223H190ZM226 224V223H225ZM105 225V224H104ZM152 225V224H151ZM180 225V224H179ZM188 225H189V223H188ZM220 225H222V224H220ZM228 225V224H227ZM127 226V225H126ZM157 226H158V224H157ZM182 226V225H181ZM236 226V225H235ZM249 226V225H248ZM262 226V225H261ZM101 227V226H100ZM110 227V226H109ZM113 227V226H112ZM148 227V226H147ZM164 227V226H163ZM223 227V226H222ZM96 228V227H95ZM195 228V227H194ZM104 229V228H103ZM137 229H139V228H137ZM157 229V228H156ZM210 229V228H209ZM245 229H247V228H245ZM150 230V229H149ZM216 230V229H215ZM144 231V230H143ZM239 231V230H238ZM258 231V230H257ZM218 232V231H217ZM228 232V231H227ZM234 232V231H233ZM253 232V231H252ZM153 233V232H152ZM193 233V232H192ZM200 233V232H199ZM207 233V232H206ZM216 233V232H215ZM169 234V233H168ZM184 234V233H183ZM205 234V233H204ZM203 234V235H204ZM252 234V233H251ZM250 234V235H251ZM143 235V234H142ZM149 235V234H148ZM159 235V234H158ZM157 235V236H158ZM199 235V234H198ZM209 235H210V233H209ZM218 235V234H217ZM229 235V234H228ZM256 235V234H255ZM172 236V235H171ZM181 236H183V235H181ZM216 236V235H215ZM220 236V235H219ZM122 237V236H121ZM177 237V236H176ZM189 237V236H188ZM199 237V236H198ZM224 237V236H223ZM246 237V236H245ZM261 237V236H260ZM263 237V236H262ZM138 238V237H137ZM152 238V237H151ZM186 238V237H185ZM196 238V237H195ZM206 238H207V236H206ZM210 238V237H209ZM215 238V237H214ZM213 238V239H214ZM131 239V238H130ZM153 239V238H152ZM172 239V238H171ZM257 239V238H256ZM58 240V239H57ZM94 240V239H93ZM121 240V239H120ZM169 240V239H168ZM202 240V239H201ZM220 240H223V239H220ZM226 240V239H225ZM123 241H124V239H123ZM173 241V240H172ZM229 241V240H228ZM247 241V240H246ZM125 242V241H124ZM135 242H136V240H135ZM193 242V241H192ZM198 242V241H197ZM206 242V241H205ZM216 242V241H215ZM223 242V241H222ZM230 242L232 243V241L230 240ZM229 242V243H230ZM243 242V241H242ZM259 242H261V240L259 241ZM121 243V242H120ZM123 243V242H122ZM161 243V242H160ZM177 243V242H176ZM180 243V242H179ZM201 243V242H200ZM211 243V242H210ZM218 243V242H217ZM217 243H215V244H217ZM264 243V242H263ZM155 244V243H154ZM220 244V243H219ZM244 244V243H243ZM259 244V243H258ZM262 244V243H261ZM138 246V245H137ZM179 246V245H178ZM194 246V245H193ZM208 246V245H207ZM245 246V245H244ZM251 246V245H250ZM144 247V246H143ZM199 247V246H198ZM214 247V246H213ZM236 247V246H235ZM253 247H255V246H253ZM125 248H126V246H125ZM173 248V247H172ZM262 248V247H261ZM152 249V248H151ZM167 249V248H166ZM224 249V248H223ZM227 249V248H226ZM133 250H135V249H133ZM155 250V249H154ZM153 250V251H154ZM168 250V249H167ZM229 250V249H228ZM137 251V250H136ZM238 251H239V249H238ZM171 252V251H170ZM192 252V251H191ZM216 252V251H215ZM245 252V251H244ZM211 253V252H210ZM216 253H219V251L218 252H216ZM258 253V252H257ZM143 254V253H142ZM215 254V253H214ZM228 254V253H227ZM245 254V253H244ZM186 255V254H185ZM208 255V254H207ZM133 256V255H132ZM189 256V255H188ZM192 256V255H191ZM226 256V255H225ZM233 256V255H232ZM129 257H130V255H129ZM151 257V256H150ZM221 257V256H220ZM223 257V256H222ZM221 257V258H222ZM246 257V256H245ZM82 258V257H81ZM196 258H197V256H196ZM219 258V257H218ZM247 258V257H246ZM96 259V258H95ZM203 259V258H202ZM213 259V258H212ZM235 259V258H234ZM74 260V259H73ZM166 260H168V259H166ZM188 260H189V258H188ZM191 260V259H190ZM224 260V259H223ZM258 260V259H257ZM128 261V260H127ZM175 261V260H174ZM200 261V260H199ZM210 261V260H209ZM221 261V260H220ZM226 261H227V259H226ZM225 261V262H226ZM236 261V260H235ZM215 262V261H214ZM224 262V261H223ZM228 262V261H227ZM229 262H230V259H229ZM236 263H237V261H236ZM244 263V262H243ZM259 263V262H258ZM56 264V263H55ZM73 264V263H72ZM231 264V263H230Z\"/></svg>",
  "mask_w": 264,
  "mask_h": 264
}]
</instances>
